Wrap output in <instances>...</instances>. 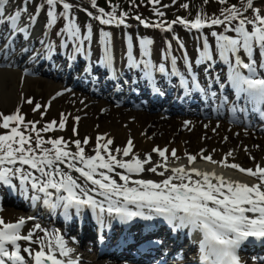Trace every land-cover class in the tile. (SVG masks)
Returning <instances> with one entry per match:
<instances>
[{"label":"snow or ice","instance_id":"snow-or-ice-1","mask_svg":"<svg viewBox=\"0 0 264 264\" xmlns=\"http://www.w3.org/2000/svg\"><path fill=\"white\" fill-rule=\"evenodd\" d=\"M207 2L208 0H205V3ZM218 2L226 4L227 0ZM14 3L15 0H0V27L6 25L8 30L7 39L0 45V50L11 49L17 33H23L24 38L28 39L32 26L39 23L43 17L46 28H51L63 19L65 24L57 33L65 37L63 47L67 48L68 42L71 41L76 45V53H86L84 44L85 41L92 39V26L86 25L87 34L82 35L81 26L74 12L77 9L84 11L88 17L101 25L131 27L127 23L129 17L127 11H121L117 15L119 5H111V11H106L105 8L98 7L97 0H90V7L96 9V14L69 0H20L19 6L12 8ZM149 3L156 5L160 0H149ZM6 5L9 8H6ZM30 5L34 6L33 11L29 10ZM131 6L139 7L136 0H131ZM181 7L188 9L189 4L185 3ZM154 11L161 17L165 15L158 8H154ZM248 12L253 14L251 18L246 15ZM221 16L222 18L197 15L191 21L177 17L170 22L152 23L137 14L134 19L145 28H158L166 32H171L173 25L181 24L189 30L195 29L199 32L206 27L223 25L226 32L235 33V36L216 32L211 34L215 37L220 60L229 66L227 84L235 92V99L231 101V111L250 110L258 113L261 120H264V0H240L239 7L232 4L221 11ZM102 37L101 63L111 68L113 64L111 33L103 31ZM40 43L43 45L45 42L41 40ZM139 43L146 59L138 60L133 54V38L131 35L128 36L126 52L128 68H142L144 78L150 82L154 79V72L168 76L169 71L165 64L160 63L157 66L150 58L149 46L153 41L141 38ZM202 47L200 59L196 63L203 65L206 61L209 62L205 68L207 71V68L216 63L209 50L207 36L203 37ZM48 48L51 49V45H48ZM29 51L27 47L22 48L23 53ZM75 58V55L71 57ZM167 59L165 56V60ZM171 63L170 75L180 76L187 94L190 90L188 80L184 74L176 70L175 56H172ZM186 71L192 73L195 88L203 92L204 88L195 81V71L191 64H188ZM215 83L225 88V83L221 82L219 75L215 77ZM153 89L163 95L155 84ZM211 96L216 98V93L212 92ZM27 103L32 104L33 101L28 99ZM222 103H229L228 96L224 97ZM241 104L244 107H240ZM40 108L41 105L36 104L33 111ZM44 115L42 112L41 117ZM61 115L59 129L65 130L67 117L63 113ZM75 120L79 122L80 117H75ZM37 124L39 121L25 123V116L21 114L19 108L9 115L0 113V128L6 130L0 134V185H8L14 190L16 185L13 184V178H18L22 196L29 198V188L34 191L35 194L30 197L34 206L35 202L42 200L43 205L53 211L62 209V214L66 218L70 217L72 209L76 215L82 214L86 208L91 209L96 213L95 218L102 226L106 225V216L122 223L134 221L136 218L144 221L163 218L173 231L188 229L190 233L202 234L198 242L200 264H244L238 250L246 242H259L264 245V167L259 164L255 170L245 169L235 163L229 164L227 160L231 152L226 154L222 161H215L210 155L202 156L210 163L222 164L259 181L250 185L195 167L181 165L169 168V159H179L175 148L169 152L168 147L155 146L141 159L139 154L133 153L135 146L129 138L123 148L110 149L109 146L113 145L114 140L104 135L97 138L95 155L87 156L79 139L71 142L75 145V152L68 150L69 141L64 137L47 141L44 139L41 133L54 131L57 121L46 123L39 129ZM188 124L190 122L185 121V125ZM73 134L78 135L76 128H73ZM101 140L104 143H100ZM88 143L89 138H85L83 144ZM46 144L52 147H45ZM153 153L162 158L163 163L153 164ZM130 154L131 160L118 159V156L129 157ZM187 160L189 165L194 164L197 156L187 154ZM148 164L153 166L146 168L145 165ZM117 169L123 171L117 172ZM145 171L165 178L160 181L132 179L133 175L139 176ZM72 172L79 175L74 177ZM166 172L171 174L165 176ZM115 176L123 183L118 182ZM36 219L34 216L21 217L12 223L5 222L0 217V264H79V259L73 256L75 250L67 246L62 235L49 232L39 223H34L27 234H22L27 221ZM37 232L44 235L38 236ZM21 241L27 242L28 246L22 249ZM253 259H258L259 264H264V257Z\"/></svg>","mask_w":264,"mask_h":264},{"label":"rangeland","instance_id":"rangeland-1","mask_svg":"<svg viewBox=\"0 0 264 264\" xmlns=\"http://www.w3.org/2000/svg\"><path fill=\"white\" fill-rule=\"evenodd\" d=\"M69 2H74L73 0H69ZM217 1L215 0H208L207 3H205V0H163V5L167 6L161 9L162 12L165 13V15L163 17H165L166 15H169L170 11L171 13L174 14V10L178 9V12L182 13L184 16H186L187 18H191L195 17L197 15H202V16H210L212 17V15H214L215 13L219 14V17L222 18L221 16V11L224 9L222 6L218 5L216 3ZM20 3V0H15V3L12 5V7L16 6L18 7ZM189 4V8L185 9L183 7H181V5L183 4ZM240 4V0L238 2ZM240 6V5H239ZM6 8H9L8 5L5 6ZM34 6L30 5L29 6V10L31 11V9ZM81 8H86L90 11V9L86 6L80 5ZM10 11V9H9ZM82 11V10H81ZM93 13H95V11H93ZM249 18L252 17V13L248 12L246 14ZM24 24V20L21 21V25ZM250 27V26H249ZM214 28H210L209 29V33L212 34V32H216V33H222L219 30H214ZM55 30V29H54ZM2 32L4 33L0 40H3V38L7 39V32L8 30L3 29ZM55 32V31H54ZM102 32L103 31H97L94 35L95 38V50L96 52L100 55V47L103 46V37H102ZM46 33H47V28L44 27V21H43V17L40 18V22L33 25V27L31 28V32H30V36L28 39L24 38V34H22L21 38L24 41V45L21 47L20 51L16 52L13 51L12 55H11V59L14 58L15 56H18L20 53H22V48L27 47L29 48V52L25 54V62L29 60V64H31V66L28 67H33L34 65H36L37 63L40 62L41 59L44 58V53H46L47 51H43L45 47H48V45H42L39 42V45L37 46L36 42L37 41H41L45 39L46 37ZM120 42L121 45H114L113 42V55L115 56H119L120 54H124L123 57H125L126 52H127V45H128V38H124L120 36ZM116 38V35H115ZM114 38V39H115ZM133 40L135 42H139L141 38H148L151 39L153 42L156 41V36L153 37H147L145 34H136L134 36H132ZM211 38H213V40H215V37H213L211 35ZM65 39L64 36L61 37V41H63ZM113 39V40H114ZM116 41V40H114ZM125 41V42H124ZM2 43V41H1ZM5 42L2 43V45ZM123 43V44H122ZM69 44V43H68ZM51 49L48 48L49 51H53L54 53H60L58 52V48L56 46V44H54L53 42H51ZM74 45V44H73ZM72 45V46H73ZM71 46V45H70ZM134 48H141V46L139 45L138 47L135 46L133 44ZM74 47H72L73 49ZM2 51V50H0ZM151 51V50H150ZM219 51V49L216 47V52ZM39 54V57L36 61V64H34L33 62L31 63V61H33L36 57V55ZM156 55H158L159 57L162 56V54L156 50L155 52ZM151 55L152 58L154 57V53L151 51ZM155 60V59H154ZM101 63V62H99ZM8 67H0V69H6V70H13L16 74V91L15 94L16 96L14 97L15 99L13 101H10V103L8 102L7 104H4L1 100V92H0V113H3L4 115H9L12 114L16 111L17 108L20 109L21 114L25 116V121H39L41 123H49L53 120L57 121V124L55 126V130L53 132L52 135L50 136H43L44 139L47 141L48 139H55V138H59V137H64V139L66 141H69L68 144V150L75 152L76 148L75 145L73 143H71L72 141H75L76 139L81 140L82 142V147L85 148V153L89 152V155H91V152L95 149L96 147V142H97V138L100 135L96 134V130H98L103 124L99 121L100 119H108V112L106 109H99L98 108V102L99 100H102V98H98L95 95H92L91 93H89L88 91H80V90H74V89H70L69 87H64L63 86V79H56V77L54 76H45V74L40 75L38 77H34L33 75H30V73H26V70L29 69L26 66H22V67H18V66H11L8 63ZM41 71H43L46 67L45 64H42L41 66ZM58 93H60V95H58ZM78 94L79 96L84 97L82 99H75V95ZM31 99L33 101L32 104H28L27 100ZM51 101V105L48 106L47 102ZM36 104H40L41 108L38 111H33V109L35 108ZM111 107H115V105H113L111 102H109ZM86 107H90V110L86 111L85 113L82 112V110H84ZM112 112H114L117 116L119 115L120 117H122L125 113L130 112L131 110L129 109H121L119 108V106H116L115 109L112 108L111 109ZM45 113V115L43 117H41V113ZM64 114L67 119L65 121L66 124V129L65 130H60L59 129V123L62 119V115ZM97 115V116H96ZM79 116L80 120L79 122H77L75 120V117ZM96 116V118H94ZM88 119H90V121H87ZM218 122L215 124L216 129H217V125L222 124L223 122H220V120H217ZM88 122L89 124L92 126V129H88ZM184 123V121H183ZM15 126V125H13ZM129 128V125H127ZM147 128H150V123L146 125ZM73 128H76L78 135H74L73 134ZM219 130V129H217ZM6 130L0 128V134H3ZM235 136H241L243 138H246L247 141H249V143L247 144H243L242 146H230V147H226L223 149H220V145L221 144H215L212 143V141H200V143H196L195 146L190 147L189 149H187V153H196L201 152L202 150H204L206 148V153H210V154H214L215 156H218L219 159L223 160V158L226 156V154H228L229 152H231V156L228 157V161H236V162H240L241 165H243L244 167H250L253 168L254 165H256L257 163L264 165L262 162V160H264V150L260 151V158H258L257 160L252 159L250 157V153H248V151L246 150V148L248 147V145H254V146H258V143L263 144L260 142L261 137H264V135L255 133V132H251L250 130H246V132H242L241 129L237 128L236 132L234 133ZM85 138H89V143L87 145L83 144V141ZM193 140V139H192ZM191 140V142H192ZM100 143H104L103 140L100 141ZM45 147H52L49 144H46ZM110 149H115L117 147H113V146H109ZM119 148V147H118ZM88 151V152H87ZM150 153V152H148ZM145 154L147 153H142L139 154V158L143 159ZM245 157V159H244ZM154 158V157H152ZM118 159H124V160H131L132 159V155L130 154L129 157H122V156H118ZM153 164H155L156 162H160L163 163V160H154L152 159ZM153 164H148L145 165V167H151L153 166ZM181 165H185L184 161H179V162H175L173 160H169L168 161V167H179ZM201 164H196L194 165V167H197ZM188 167V166H187ZM163 170V169H158V171ZM240 174H242L241 172H239ZM170 172H166L165 176L170 175ZM76 176H78L79 174H75ZM142 178L143 179H157L158 181L164 179L165 177H161L157 174L145 171L142 174ZM75 177V176H74ZM115 178V177H114ZM116 179V178H115ZM215 182V181H214ZM25 199L24 203H23V207L21 208H17L14 210L12 206H7V205H0V215L1 217L5 220V222H12V221H17L19 218H21L23 215L28 217V210L26 209L27 205H28V201ZM42 208L39 209L38 213H40V215L37 217V219L35 221H27L25 227L22 229L23 232H28L30 229H32L33 224L34 223H39L41 224V226L48 230L49 232H51V229H53V226L55 224V220L53 218H51L47 211V207L45 205H43V203L41 204ZM9 211H13V214H9ZM73 238L75 240H77V236H73ZM79 240V239H78ZM90 240H92V238H88L86 239L85 243L83 245H80L77 243V246L83 250L86 251L85 247L87 245L90 244ZM80 241V240H79ZM78 241V242H79ZM76 245V244H75ZM87 252V251H86Z\"/></svg>","mask_w":264,"mask_h":264},{"label":"bare ground","instance_id":"bare-ground-1","mask_svg":"<svg viewBox=\"0 0 264 264\" xmlns=\"http://www.w3.org/2000/svg\"><path fill=\"white\" fill-rule=\"evenodd\" d=\"M19 42V41H18ZM20 43V42H19ZM19 45V44H18ZM26 53H20L14 60L12 64L18 63L21 65V60L24 58ZM41 60L38 65L33 69L34 72L41 70ZM153 63H155L153 61ZM28 64V61L26 62ZM123 55L120 57H113V64L111 68L106 67L109 70V76H115L116 78L123 72ZM56 67L53 68L55 71ZM154 79L158 78L159 73H153ZM158 82L159 79H156ZM16 74L13 70L0 69V92L1 100L4 104L13 101L16 96ZM84 98V97H82ZM81 96L75 95V99H82ZM99 109H106L108 112V119H100L99 121L103 124L98 130H96L97 135H104L106 138H112L114 140L113 147L123 148L129 138L132 139L134 143L133 153L142 154L145 152H150L153 147L168 146L169 152L171 149L175 148L177 150L178 160L186 158L187 159V149L200 143V141H212L215 144H221L220 149L230 147V146H242L243 144L249 143L246 138L240 135L235 136L234 133L236 129L227 123L222 126L218 125L219 130L213 121H202L199 117H192V121L189 125L183 123L182 116H172L165 117L162 114H147L139 111H130L125 113L122 117L117 116L112 112V108L106 101L102 100L98 102ZM90 110V107H86L82 110L83 113ZM124 110V109H123ZM97 116V115H96ZM96 116L94 118H96ZM87 120V119H86ZM87 121H90L88 119ZM150 123V128L146 125ZM88 129H92V126L88 122ZM127 125H129V128ZM126 126V127H125ZM258 131H263L260 127H255ZM193 139V140H192ZM260 142L258 146L248 145L246 150L250 153L251 158L257 160L260 158V151L264 150V137L259 138ZM192 140V142H191ZM193 155V154H192ZM197 158L202 157L201 155L208 156L207 153H195ZM213 160L217 161V158L212 157ZM245 159V157H244ZM177 160V159H174ZM264 164V160L262 162ZM259 164V163H257ZM212 167L217 168L218 165H214L208 161L201 163L198 167ZM264 166V165H263ZM219 168V167H218ZM118 171V170H116ZM221 174L226 175L231 180L249 182L251 179L242 177L235 170L229 169L228 167H222L220 170Z\"/></svg>","mask_w":264,"mask_h":264},{"label":"trees","instance_id":"trees-1","mask_svg":"<svg viewBox=\"0 0 264 264\" xmlns=\"http://www.w3.org/2000/svg\"><path fill=\"white\" fill-rule=\"evenodd\" d=\"M130 3H126L125 5L127 7V9L129 10V13L132 14L133 12H139L142 11L143 9H148L150 6L151 8L153 7L152 4H150L147 0H136V4L139 5V7H132L131 6V0H129ZM231 1H235V2H239V0H231ZM233 2H231V4H234ZM100 4H102L103 6H106V4H108V0H100ZM228 6H230L228 4Z\"/></svg>","mask_w":264,"mask_h":264}]
</instances>
